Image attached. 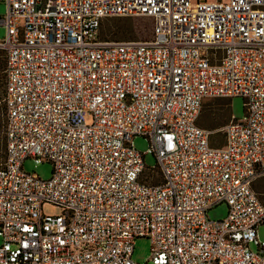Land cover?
<instances>
[{"label":"built area","instance_id":"built-area-1","mask_svg":"<svg viewBox=\"0 0 264 264\" xmlns=\"http://www.w3.org/2000/svg\"><path fill=\"white\" fill-rule=\"evenodd\" d=\"M0 2V264H264V0ZM139 15L148 39L102 37L107 18ZM233 96L245 115L213 145L201 110ZM29 156L52 175L24 170Z\"/></svg>","mask_w":264,"mask_h":264},{"label":"rangeland","instance_id":"rangeland-1","mask_svg":"<svg viewBox=\"0 0 264 264\" xmlns=\"http://www.w3.org/2000/svg\"><path fill=\"white\" fill-rule=\"evenodd\" d=\"M5 11V4L0 2V14ZM153 26V18L147 15H139L135 17H116L107 18L104 20L101 34L107 40H144L151 35ZM5 28L0 26V39L5 37ZM5 90V57L0 51V161L4 158L5 146V122H6V108L1 100ZM246 106L245 99L242 96H233L228 98H211L204 104L199 123L205 127H209L213 123H221V128L229 121L230 114L236 117H243L245 115ZM90 120V118H89ZM223 141V131L218 130L213 135V143L219 144ZM134 146L141 152L145 153V163L149 167L155 166V156L147 152L149 147L148 140L142 136L137 135L133 140ZM24 170L36 173L40 177L47 179L52 175L53 166L49 161L35 162L33 157H26L23 160ZM156 177L155 180H158ZM255 189L259 192L261 200L264 202V176L260 177L255 184ZM43 209L46 213L57 214L60 208L56 205L45 204ZM228 213V205L225 202L219 203L208 210V215L212 218H222ZM258 234L264 240V224L258 226ZM2 237L0 236V244ZM151 240L147 237H139L135 242V249L133 258L139 263H145L151 255ZM151 264V263H150Z\"/></svg>","mask_w":264,"mask_h":264},{"label":"trees","instance_id":"trees-1","mask_svg":"<svg viewBox=\"0 0 264 264\" xmlns=\"http://www.w3.org/2000/svg\"><path fill=\"white\" fill-rule=\"evenodd\" d=\"M206 103V102H205ZM230 114V113H229ZM199 122V121H198ZM200 124V123H199ZM201 125V124H200ZM203 126V125H202ZM221 123H219V122H217V123H213L210 127V129H213V130H215L214 131V133L216 132V131H218V130H221L222 131V129H221ZM205 127V126H204ZM207 128H209V127H207ZM214 133L212 134V136H211V143L213 144V145H220V144H223L224 143V133H223V141L221 142V143H219V144H214L213 143V135H214ZM4 157H5V146H4ZM4 159V158H3ZM3 161V160H2ZM1 162V161H0ZM256 184V183H255ZM263 202V201H262ZM264 203V202H263Z\"/></svg>","mask_w":264,"mask_h":264}]
</instances>
